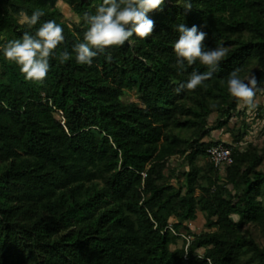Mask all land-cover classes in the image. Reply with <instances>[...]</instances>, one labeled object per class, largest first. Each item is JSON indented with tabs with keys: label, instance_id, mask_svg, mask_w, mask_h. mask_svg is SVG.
<instances>
[{
	"label": "trees",
	"instance_id": "16d2710c",
	"mask_svg": "<svg viewBox=\"0 0 264 264\" xmlns=\"http://www.w3.org/2000/svg\"><path fill=\"white\" fill-rule=\"evenodd\" d=\"M102 2L0 0V264H264V245L245 230L264 228L263 149L243 142L246 117L237 135L229 129L235 144L212 136L240 114L227 87L233 70L255 75V96L264 94V0H165L149 13L151 36L80 65L84 14ZM51 20L64 41L45 80L28 81L2 48ZM182 23L208 33L206 51L226 49L195 90L180 86L208 69L178 66ZM132 92L142 103L123 101ZM219 144L231 148V165L208 160ZM200 216L204 229L193 232Z\"/></svg>",
	"mask_w": 264,
	"mask_h": 264
},
{
	"label": "clouds",
	"instance_id": "9594fccd",
	"mask_svg": "<svg viewBox=\"0 0 264 264\" xmlns=\"http://www.w3.org/2000/svg\"><path fill=\"white\" fill-rule=\"evenodd\" d=\"M164 3L165 0H103L95 14H84V21L89 27L84 34L83 42L73 48L76 62L91 66L95 57L104 54L109 48L123 46L134 35L140 39L151 36L155 22L149 18V13L162 11ZM185 11H191V6L187 5ZM42 15L40 10L34 11L27 19L29 27L36 25ZM176 30L179 38L174 43V52L178 66L182 68L185 62L191 66L199 61L208 69L203 73L193 71L187 83L180 86L187 90H195L217 71L220 62L226 56V49L217 47L206 51L204 41L208 33L196 25L189 28L182 23L177 25ZM63 41V28L51 20L45 22L34 35L24 32L22 39L9 41L3 46L2 51L8 61L20 67L26 80L42 82L49 72L50 58ZM69 58L70 54L64 52L60 56V62L63 63ZM107 58L111 59V56ZM237 73L238 70H233L229 75L228 92L238 103L249 108L254 107L257 79L253 75L247 80H242ZM208 264H211V260Z\"/></svg>",
	"mask_w": 264,
	"mask_h": 264
},
{
	"label": "rangeland",
	"instance_id": "374dc122",
	"mask_svg": "<svg viewBox=\"0 0 264 264\" xmlns=\"http://www.w3.org/2000/svg\"><path fill=\"white\" fill-rule=\"evenodd\" d=\"M60 8L64 12L65 19L70 23L77 22L76 16L73 14L70 8L65 6L62 2L59 3ZM123 101L126 103H142L141 98L136 92L127 93L123 98ZM254 107L249 108L248 106L240 104V114L239 116L234 117L230 125L224 128L221 131L213 132L212 136L214 139L221 140L222 142L234 143L232 133L229 129L234 126H237V130L234 132V136L237 135L238 129L242 128L241 121L244 117L247 118V136L243 142H251L259 148L263 149L264 152V94H259L253 98ZM235 144V143H234ZM200 163H203L202 161ZM264 171V161L260 167ZM264 200V197H263ZM205 220L200 216L199 220L190 224L193 232H201L204 229ZM250 230L256 239L264 245V228L262 227H245V230ZM172 250L175 249L174 246L171 247Z\"/></svg>",
	"mask_w": 264,
	"mask_h": 264
},
{
	"label": "built area",
	"instance_id": "2783aa9c",
	"mask_svg": "<svg viewBox=\"0 0 264 264\" xmlns=\"http://www.w3.org/2000/svg\"><path fill=\"white\" fill-rule=\"evenodd\" d=\"M208 160L216 167V168H221L223 166H229L233 163V158H232V150L231 148L225 147L222 144L216 145V146H211L207 148L206 150ZM169 230H171L173 233H175L172 224L168 226ZM187 243L189 244L191 237L186 235L185 233L180 234ZM187 244V247H188ZM186 247V249H187Z\"/></svg>",
	"mask_w": 264,
	"mask_h": 264
}]
</instances>
